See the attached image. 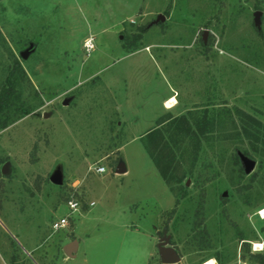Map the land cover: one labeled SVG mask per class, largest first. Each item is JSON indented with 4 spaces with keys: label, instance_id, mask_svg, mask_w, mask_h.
I'll list each match as a JSON object with an SVG mask.
<instances>
[{
    "label": "rangeland",
    "instance_id": "obj_1",
    "mask_svg": "<svg viewBox=\"0 0 264 264\" xmlns=\"http://www.w3.org/2000/svg\"><path fill=\"white\" fill-rule=\"evenodd\" d=\"M263 211L264 0H0V264H258Z\"/></svg>",
    "mask_w": 264,
    "mask_h": 264
},
{
    "label": "water",
    "instance_id": "obj_2",
    "mask_svg": "<svg viewBox=\"0 0 264 264\" xmlns=\"http://www.w3.org/2000/svg\"><path fill=\"white\" fill-rule=\"evenodd\" d=\"M27 51L22 52V57L26 56ZM241 162L243 163L244 170L246 173L250 172L254 167V162L249 160L247 157L240 155L239 156ZM126 172V168L124 166V163L121 160L117 161L116 167H115V173L116 174H123ZM165 242H159L157 244L158 251L160 253V257L163 263H174L178 260L177 255L169 248L164 246ZM76 245V241L73 240L69 244H67L64 248V252L68 257L72 256V250H74V247Z\"/></svg>",
    "mask_w": 264,
    "mask_h": 264
},
{
    "label": "built area",
    "instance_id": "obj_3",
    "mask_svg": "<svg viewBox=\"0 0 264 264\" xmlns=\"http://www.w3.org/2000/svg\"><path fill=\"white\" fill-rule=\"evenodd\" d=\"M94 172L95 173H98V174H101V173H104L105 172V167L104 166H96L94 167ZM89 205H93V202H90ZM66 207L68 209V214L66 215H61L60 217H58L57 219H55L52 224H51V228L53 230H58V229H61V228H64L68 225V222L69 220L73 219V217L76 215V213L79 212V208H80V203L74 199V198H71L69 200H67L66 202Z\"/></svg>",
    "mask_w": 264,
    "mask_h": 264
},
{
    "label": "crops",
    "instance_id": "obj_4",
    "mask_svg": "<svg viewBox=\"0 0 264 264\" xmlns=\"http://www.w3.org/2000/svg\"><path fill=\"white\" fill-rule=\"evenodd\" d=\"M169 98H174V99L176 100L175 93H172V94L166 96L165 98H162V100H161V103L163 104V106L165 107V109L168 110V111L171 110V109H173V108L177 105V100H176V101H175L176 103H175L173 106H171V107H166V106H165V102H166ZM88 206H90V205H88ZM130 225H131V224H130ZM123 226H124V225H123ZM74 240L76 241V245H75V247H74V250H72V256L68 257V256L66 255V257H64L63 259L74 257L75 254H76V252L78 251L79 242L77 241V238H76V237H75ZM64 248H65V247H64Z\"/></svg>",
    "mask_w": 264,
    "mask_h": 264
},
{
    "label": "trees",
    "instance_id": "obj_5",
    "mask_svg": "<svg viewBox=\"0 0 264 264\" xmlns=\"http://www.w3.org/2000/svg\"><path fill=\"white\" fill-rule=\"evenodd\" d=\"M141 31H143L144 29L143 28H141L140 29ZM140 33H138L137 35H134V38H133V40L134 41H137V40H139L140 39ZM163 121V120H162ZM160 123H162V122H160ZM254 257V259H256V262L258 263V264H264V253H253L252 255H251V257Z\"/></svg>",
    "mask_w": 264,
    "mask_h": 264
},
{
    "label": "bare ground",
    "instance_id": "obj_6",
    "mask_svg": "<svg viewBox=\"0 0 264 264\" xmlns=\"http://www.w3.org/2000/svg\"><path fill=\"white\" fill-rule=\"evenodd\" d=\"M175 104V99L174 98H169L166 102H165V106L166 107H171ZM264 213V211L262 212V214ZM255 243V242H254ZM255 246H259V244H255ZM261 246V245H260Z\"/></svg>",
    "mask_w": 264,
    "mask_h": 264
},
{
    "label": "flooded vegetation",
    "instance_id": "obj_7",
    "mask_svg": "<svg viewBox=\"0 0 264 264\" xmlns=\"http://www.w3.org/2000/svg\"><path fill=\"white\" fill-rule=\"evenodd\" d=\"M70 242H72V241H70ZM70 242H69V243H70ZM69 243H67V244H69ZM63 250H64V249H63Z\"/></svg>",
    "mask_w": 264,
    "mask_h": 264
},
{
    "label": "snow or ice",
    "instance_id": "obj_8",
    "mask_svg": "<svg viewBox=\"0 0 264 264\" xmlns=\"http://www.w3.org/2000/svg\"><path fill=\"white\" fill-rule=\"evenodd\" d=\"M259 247V246H258Z\"/></svg>",
    "mask_w": 264,
    "mask_h": 264
}]
</instances>
